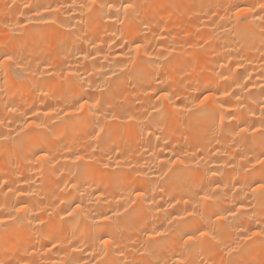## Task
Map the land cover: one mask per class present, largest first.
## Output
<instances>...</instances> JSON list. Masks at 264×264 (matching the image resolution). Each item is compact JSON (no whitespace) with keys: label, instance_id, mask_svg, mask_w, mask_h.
Listing matches in <instances>:
<instances>
[{"label":"bare ground","instance_id":"1","mask_svg":"<svg viewBox=\"0 0 264 264\" xmlns=\"http://www.w3.org/2000/svg\"><path fill=\"white\" fill-rule=\"evenodd\" d=\"M5 54L0 264H264V0H0Z\"/></svg>","mask_w":264,"mask_h":264},{"label":"snow or ice","instance_id":"2","mask_svg":"<svg viewBox=\"0 0 264 264\" xmlns=\"http://www.w3.org/2000/svg\"><path fill=\"white\" fill-rule=\"evenodd\" d=\"M91 2H92V4H95V3H96V0H91ZM100 6H101V7L106 6V7H108L109 9H111V8L114 7V5H113L111 2L107 3L106 5H103V4H102V5H100ZM121 7L123 8L124 12L127 13L129 10L134 9L135 6H134V4H132V3H130V2H123V3L121 4ZM238 14H239V13H238ZM37 15H39V14H37ZM45 22L47 23V21H45ZM135 50H136L137 52L140 51V45H139V44H136V45H135ZM13 63H16V61H15V59H14V57H13L12 55H7V54H5V55L3 56V58L0 59V65H4V64L11 65V64H13ZM225 95H228V93H225ZM207 99H208V97H204V99L200 101V104L202 105ZM83 108H84V104L82 103V104H80L79 109H76V111H80V110L83 109ZM128 119H129V120H132L133 117H132V116H129ZM37 126L40 127V126H42V125H37ZM241 131H244V129H241ZM97 135H99V133H97ZM0 139H5V138H4V137H0ZM46 155H47L46 153H42V156H46ZM76 159H77V160H81V159H83V158H82L81 156H77ZM257 162L260 163L261 161H257ZM105 167H107V166H105ZM254 191H260L261 194H264V184H260V183H258L257 186H256V189H254ZM136 195H137V197H139V196L142 195V193H140L139 191H137V192H136ZM203 199L207 200V199H209V196H208V195H204V196H203ZM79 207H80L79 205L76 206L77 209H79ZM18 211H19V209H18ZM68 215H71V213L69 212ZM228 215L231 216V215H234V213L229 212ZM103 219L107 220V219H109V217H108V216H104ZM216 219H217V220H223V219H225V217H224V216H216ZM157 235H159V233H157ZM209 235H210V233H209L208 231H205V232L200 233V236H202V237H209ZM211 235L214 236V235H215V232L213 231V232L211 233ZM253 235H264V231H261V232H259V233H253ZM193 239H194L193 236L188 235V236H187V240L185 241V243H187V242H189V241H192ZM245 239H247V237H245ZM206 242H207V241H206ZM101 243H102V245L107 246V245H109L110 240H108V239H103V240L101 241ZM228 251L231 252L232 249H229ZM230 264H231V262H230Z\"/></svg>","mask_w":264,"mask_h":264}]
</instances>
